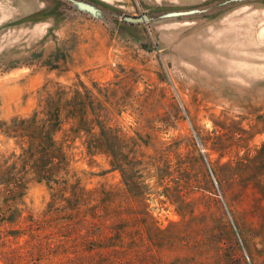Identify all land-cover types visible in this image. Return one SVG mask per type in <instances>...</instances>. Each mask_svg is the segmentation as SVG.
<instances>
[{"label":"rangeland","instance_id":"1","mask_svg":"<svg viewBox=\"0 0 264 264\" xmlns=\"http://www.w3.org/2000/svg\"><path fill=\"white\" fill-rule=\"evenodd\" d=\"M87 1L0 0V264H264V0Z\"/></svg>","mask_w":264,"mask_h":264},{"label":"water","instance_id":"2","mask_svg":"<svg viewBox=\"0 0 264 264\" xmlns=\"http://www.w3.org/2000/svg\"><path fill=\"white\" fill-rule=\"evenodd\" d=\"M65 1H67L75 11L87 14L91 16L93 19L100 20L105 24H107L108 18L110 17V14H112L110 11L105 10L104 8L95 5L87 0H65ZM199 13H201L200 9H191V10H183V11H170L160 15L158 19H154L152 16H148V15H141L139 17L125 16L121 20L125 23L132 25L149 24L154 20H168L172 18L187 17Z\"/></svg>","mask_w":264,"mask_h":264}]
</instances>
